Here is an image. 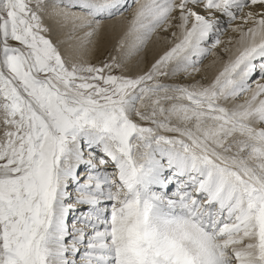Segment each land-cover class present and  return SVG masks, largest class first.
<instances>
[{
  "label": "snow or ice",
  "instance_id": "6c2138e0",
  "mask_svg": "<svg viewBox=\"0 0 264 264\" xmlns=\"http://www.w3.org/2000/svg\"><path fill=\"white\" fill-rule=\"evenodd\" d=\"M47 6L0 0V264H264V0H138L126 56L175 31L137 73L66 58ZM66 7L92 37L129 4Z\"/></svg>",
  "mask_w": 264,
  "mask_h": 264
},
{
  "label": "bare ground",
  "instance_id": "6f19581e",
  "mask_svg": "<svg viewBox=\"0 0 264 264\" xmlns=\"http://www.w3.org/2000/svg\"><path fill=\"white\" fill-rule=\"evenodd\" d=\"M48 1V6L40 13L42 23L49 29L45 35L49 36L61 53L68 59L99 64L106 59H110L111 56H116L118 59L124 60L130 73H137L147 70L153 59L169 46V40L165 39V37L171 39V31H175V29H171L168 32L158 30L157 34L151 37L144 48L138 54H135L136 56L128 57L125 54L128 51V46L132 43V38H126L125 46L122 49L118 48V43L127 30L128 21L131 19L138 0H131V3L128 1L129 6L134 2L135 6L132 5L133 8L127 13H118L111 18H103L99 29L96 30L92 37L84 35L85 32L90 30L89 28L80 27L81 21L72 18L71 13H78L80 9L66 7L69 0H64L63 3L58 5L56 0ZM65 13H68V15H65ZM236 23H239V21ZM229 38H232L231 44L228 42ZM236 39H238V33H234L230 29L225 31L223 38H221L223 43L217 46L198 65L201 68V72L194 79L200 80L201 77H205L204 82H207L214 77L216 72L222 67L223 62L235 53L237 47ZM224 48H227L228 51H222ZM178 79L180 82H192V79L185 80L182 76Z\"/></svg>",
  "mask_w": 264,
  "mask_h": 264
},
{
  "label": "rangeland",
  "instance_id": "374dc122",
  "mask_svg": "<svg viewBox=\"0 0 264 264\" xmlns=\"http://www.w3.org/2000/svg\"><path fill=\"white\" fill-rule=\"evenodd\" d=\"M128 1L131 3V0H128ZM48 2H49V1H48ZM129 2H128V3H129ZM132 5L135 6V2L132 3ZM132 5L129 6V7L126 9V11H123V12L127 13L128 11H130V10L133 8ZM119 14H120V13H119ZM44 34H46V33H44ZM46 36H48V35H46ZM48 37H49V36H48ZM221 38H223V35L221 36ZM117 53H119V52H117ZM210 54H211V52H210L207 56H209ZM135 56H136V55H135ZM207 56H206V57H207ZM206 57H204L202 61H204V59H205ZM124 63H125V62H124ZM93 64H94V63H93Z\"/></svg>",
  "mask_w": 264,
  "mask_h": 264
}]
</instances>
